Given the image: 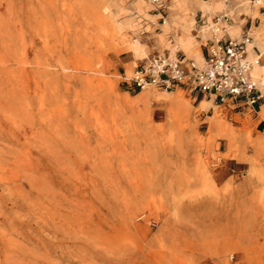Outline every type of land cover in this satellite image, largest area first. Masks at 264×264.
<instances>
[{
  "label": "rangeland",
  "instance_id": "1",
  "mask_svg": "<svg viewBox=\"0 0 264 264\" xmlns=\"http://www.w3.org/2000/svg\"><path fill=\"white\" fill-rule=\"evenodd\" d=\"M162 1L0 0V264H264V118L123 83L258 6Z\"/></svg>",
  "mask_w": 264,
  "mask_h": 264
},
{
  "label": "built area",
  "instance_id": "2",
  "mask_svg": "<svg viewBox=\"0 0 264 264\" xmlns=\"http://www.w3.org/2000/svg\"><path fill=\"white\" fill-rule=\"evenodd\" d=\"M212 1V0H206ZM220 1L228 6L231 0ZM251 6L264 9V0H246ZM165 23L162 0H150ZM214 24L228 21L227 12L214 15ZM252 42L250 28L241 37L212 38L204 45L201 61L185 55L156 54L138 63L131 74L123 75L129 89L142 90L152 86L163 91L180 89L194 99H206L239 115H258L264 105L261 84L251 74L259 62L247 57V46Z\"/></svg>",
  "mask_w": 264,
  "mask_h": 264
},
{
  "label": "crops",
  "instance_id": "3",
  "mask_svg": "<svg viewBox=\"0 0 264 264\" xmlns=\"http://www.w3.org/2000/svg\"><path fill=\"white\" fill-rule=\"evenodd\" d=\"M236 1V0H235ZM227 8V7H226ZM222 10H224V9H222ZM239 12H241V13H239ZM254 12H255V10L254 9H252V10H250L248 13H246L245 11H244V9H239V10H237L236 11V13H235V17H236V19L237 20H235V24L234 25H230V27H238L240 30H241V34H240V36L239 37H241V35H242V33L246 30V29H248V28H250V31L253 29V27L256 25V23H258L259 22V20L261 19V16H264V9H260L259 7H258V14H256V15H254ZM245 14V15H244ZM204 22L205 21H203V24H204ZM208 42V40L207 41H205L204 43H202V45L200 46V55H196V57H189V56H187L185 53H183V52H179V51H176V52H174V53H170V52H168L170 55H185V57H187V58H190V59H194V60H196V61H201V59H202V55H203V48H204V45L206 44ZM253 50V49H252ZM256 53V52H255ZM259 56V62H260V54H257L256 53V58ZM247 57H248V59L249 60H254V59H256V58H254V57H250V53H249V50L247 49ZM148 58V57H147ZM146 59V58H145ZM259 62L257 63V64H259ZM140 63V62H139ZM137 65V64H136ZM135 65V66H136ZM254 67V66H253ZM124 74H125V72H124ZM251 74H252V76L254 77V78H256V76H254L253 75V73H252V71H251ZM257 79V78H256ZM210 102V101H209ZM235 114L237 113V112H234ZM238 114V113H237ZM239 115V114H238Z\"/></svg>",
  "mask_w": 264,
  "mask_h": 264
},
{
  "label": "bare ground",
  "instance_id": "4",
  "mask_svg": "<svg viewBox=\"0 0 264 264\" xmlns=\"http://www.w3.org/2000/svg\"><path fill=\"white\" fill-rule=\"evenodd\" d=\"M245 2L247 3V1H245ZM245 2H242L241 4H245ZM261 81H262L261 84L264 85V77L261 78ZM149 88H153V87L152 86H146L142 90L149 89ZM259 114L261 115L262 118H264V109H262V111H260Z\"/></svg>",
  "mask_w": 264,
  "mask_h": 264
}]
</instances>
